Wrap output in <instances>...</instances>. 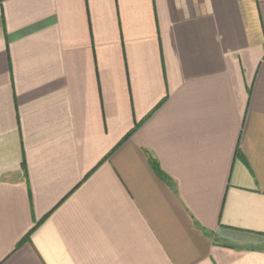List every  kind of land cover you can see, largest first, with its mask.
<instances>
[{
    "label": "crops",
    "instance_id": "0c3cea01",
    "mask_svg": "<svg viewBox=\"0 0 264 264\" xmlns=\"http://www.w3.org/2000/svg\"><path fill=\"white\" fill-rule=\"evenodd\" d=\"M0 264H264V0L0 1Z\"/></svg>",
    "mask_w": 264,
    "mask_h": 264
},
{
    "label": "trees",
    "instance_id": "16d2710c",
    "mask_svg": "<svg viewBox=\"0 0 264 264\" xmlns=\"http://www.w3.org/2000/svg\"><path fill=\"white\" fill-rule=\"evenodd\" d=\"M0 1H2V0H0ZM150 161H151V163H152L154 169L156 170V172H157L162 178L166 179L167 177H166V175L160 170V168H159V166H158V163L155 162L152 158H150Z\"/></svg>",
    "mask_w": 264,
    "mask_h": 264
}]
</instances>
